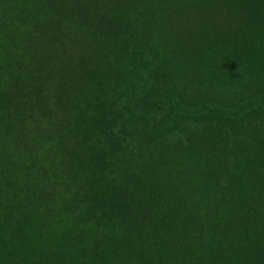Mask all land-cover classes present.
Returning a JSON list of instances; mask_svg holds the SVG:
<instances>
[{
	"label": "trees",
	"instance_id": "16d2710c",
	"mask_svg": "<svg viewBox=\"0 0 264 264\" xmlns=\"http://www.w3.org/2000/svg\"><path fill=\"white\" fill-rule=\"evenodd\" d=\"M0 264H264V0H0Z\"/></svg>",
	"mask_w": 264,
	"mask_h": 264
}]
</instances>
